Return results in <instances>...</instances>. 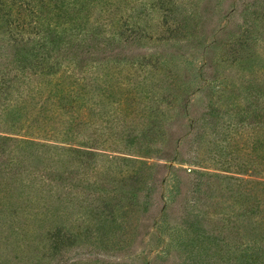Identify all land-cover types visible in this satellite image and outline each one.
<instances>
[{
  "label": "rangeland",
  "instance_id": "374dc122",
  "mask_svg": "<svg viewBox=\"0 0 264 264\" xmlns=\"http://www.w3.org/2000/svg\"><path fill=\"white\" fill-rule=\"evenodd\" d=\"M40 1L0 23V264H264V0Z\"/></svg>",
  "mask_w": 264,
  "mask_h": 264
},
{
  "label": "trees",
  "instance_id": "16d2710c",
  "mask_svg": "<svg viewBox=\"0 0 264 264\" xmlns=\"http://www.w3.org/2000/svg\"><path fill=\"white\" fill-rule=\"evenodd\" d=\"M84 2L82 6H85ZM47 6V4L43 1H40L36 3V0H0V23L5 25L7 29H10L11 31H14L13 34H11L13 37H25L37 34V29L39 28V25L41 22L39 21L40 17H38V14H41V10L39 12V8ZM26 9L25 11L28 12V18L24 22L17 23L15 22L16 19L13 20L12 18V11L13 9L17 10V13L20 14L21 10ZM37 8V10H36ZM22 10V12L24 11ZM21 12V13H22ZM13 20V21H12ZM15 22V23H13ZM41 26V25H40ZM25 30V31H24ZM25 34V35H24ZM51 59V55L45 56L43 58H37V65L41 66L42 69H44L47 72L55 73L59 67L58 63H48V61ZM44 60V61H43ZM47 62V65H42V63ZM40 63V64H39ZM251 258V257H250ZM244 264H255V261L253 258L245 259Z\"/></svg>",
  "mask_w": 264,
  "mask_h": 264
}]
</instances>
